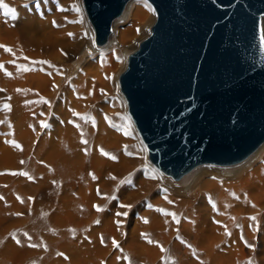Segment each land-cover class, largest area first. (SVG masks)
I'll list each match as a JSON object with an SVG mask.
<instances>
[{
  "label": "bare ground",
  "instance_id": "bare-ground-1",
  "mask_svg": "<svg viewBox=\"0 0 264 264\" xmlns=\"http://www.w3.org/2000/svg\"><path fill=\"white\" fill-rule=\"evenodd\" d=\"M80 2L3 0L15 9L16 19L0 9V45L12 50L0 48V109L11 108L0 110V194L7 191L1 184L9 173L20 169V158L26 160L24 170L41 175L38 186L45 197L53 191L52 182L59 183V204L73 224L77 261L264 264V141L236 164H201L176 181L157 170L123 96L115 93L117 77L153 23L154 11L129 0L111 21L105 43L96 45L81 11L71 10L72 5L81 9ZM116 53L122 61L113 57ZM51 222L63 227L62 218Z\"/></svg>",
  "mask_w": 264,
  "mask_h": 264
},
{
  "label": "water",
  "instance_id": "water-1",
  "mask_svg": "<svg viewBox=\"0 0 264 264\" xmlns=\"http://www.w3.org/2000/svg\"><path fill=\"white\" fill-rule=\"evenodd\" d=\"M129 0H81L94 43ZM148 34L118 75L149 162L172 180L227 166L264 141V0H144Z\"/></svg>",
  "mask_w": 264,
  "mask_h": 264
},
{
  "label": "rangeland",
  "instance_id": "rangeland-1",
  "mask_svg": "<svg viewBox=\"0 0 264 264\" xmlns=\"http://www.w3.org/2000/svg\"><path fill=\"white\" fill-rule=\"evenodd\" d=\"M140 2L143 3L150 11H152L151 6L146 1L140 0ZM81 17L83 18V21L85 20L84 22L89 28V34L93 35L92 29L85 17L82 7ZM261 31L262 25L260 33ZM148 32L149 29L146 31L145 36L148 34ZM145 36H143L141 40ZM262 37H264L263 31L261 38ZM138 43L136 44V47ZM113 57L121 61L123 59L122 54L120 53L114 54ZM115 93L117 97L121 96L118 89V83ZM143 148L145 150L144 146ZM24 159L25 158L19 159L20 169H17L13 172H25L28 175H11V177L15 179L10 177L7 179L8 181L5 180L1 184L3 190L7 191L0 194V197L3 198L0 199V202L2 204L0 206V219L2 220V222L4 221V224L1 223L0 225V260H2L0 264H216L215 261L212 262L209 259L199 261L197 260V262L195 260L188 263H180L175 260L162 258L158 259L157 261H133L127 259H117L114 262L110 263H108L107 260L104 259L97 262H82L79 260L77 261L73 252L75 250L73 224L70 219L66 220V217L62 215L61 206L59 204V198L61 196L60 184L54 180L52 182V193L46 197L42 195L40 190L42 188L38 186V181L41 178V175H38V177H36L35 175L24 170L26 164V162H24L26 160ZM21 161H23V163H21ZM146 165L152 168V165H150L148 160H146ZM29 177H31V179H29ZM161 177L168 183H172L171 181L165 179L163 176ZM36 187L38 190L36 189ZM9 192L10 195L7 198ZM12 203L14 204L13 207L11 206ZM7 209H9L10 212ZM5 215L6 217H8L6 218ZM54 218H62L63 227L59 226L58 224L52 223L51 221ZM2 226L7 227H5L4 229L2 228ZM3 229L6 232L3 231ZM13 237H15V239ZM17 241H19V243H17ZM32 245H35V247H33ZM3 257H8L9 259L7 258V260Z\"/></svg>",
  "mask_w": 264,
  "mask_h": 264
},
{
  "label": "snow or ice",
  "instance_id": "snow-or-ice-1",
  "mask_svg": "<svg viewBox=\"0 0 264 264\" xmlns=\"http://www.w3.org/2000/svg\"><path fill=\"white\" fill-rule=\"evenodd\" d=\"M70 7H71V10L73 12H75L76 14H80L81 9H80L79 5H72ZM0 9L3 10V14L5 16H10L12 19H16V11H15V9H13V8L9 7L7 4L3 3V0H0ZM60 10L61 11H65L67 9L61 8ZM69 23H82V20H80V21H69ZM53 24H54V26H58V25H55V22H53ZM72 35H73L72 33H69V36H72ZM262 40H264V37H262ZM0 48H4L6 52H11L12 51L11 48H9V47H7L5 45H0ZM25 59H27V58H25ZM13 63H14V61H13ZM39 63H47V62H39ZM0 69H3V65L2 64H0ZM17 70L20 71L21 70V67L20 66H17ZM22 70L23 71H29L30 69L23 68ZM5 74L8 75V76H11V73L5 72ZM0 91H4V90L3 89H0ZM18 91H20V90H18ZM101 91H103V90H101ZM44 102L47 103V101H44ZM0 110L10 111L11 108H10V105L5 104L3 106V109H0ZM77 115H79V114H77ZM125 119L127 120L128 118H125ZM0 123H2V122H0ZM41 126L42 127H47V125L44 124V123H42ZM128 127H130V123H129ZM124 134L125 135H128L129 134L127 128H125ZM82 142L85 143V144L87 143V141H82ZM6 143H10L12 147H14L16 149H19V150H22V146L20 144L16 143L15 141H11V142L6 141ZM100 151H101V154L102 155H104V156H106V157H108L110 159H113V160L116 159V157L111 156V154H109L107 152H104L103 149H101ZM126 154L127 155H132V153H129L127 151H126ZM21 163H23V161H21ZM2 174H4V173H0V175H2ZM9 174H12V175H24V176H27L28 175L25 172H21V173L12 172V173H9ZM93 178L95 179L94 176H93ZM111 178L112 179H116L115 177H111ZM150 178H155V177H150ZM29 179H31V177H29ZM125 182H128V181H121V183H125ZM98 194H99V191H98ZM112 198L114 199L115 197H112ZM0 199H3V198L0 197ZM18 199H19V197H18ZM213 206L215 207V205H213ZM120 207H128V208H130L131 206L130 205H123V204H121ZM97 211H101V209L98 206H97ZM163 214H165V215H173L174 216V214H170V213H163ZM116 215H118V216L119 215H126V213H124V214L117 213ZM250 219L255 220V217H250ZM145 222H147V221H145ZM226 234H229L230 235V233H227V232H226ZM13 238L15 239V237H13ZM103 242H104L103 241V238L101 237V243H103ZM17 243H19V241H17ZM149 243H152V241H149ZM32 246L35 247V245H32ZM113 246L114 247H119L118 243L114 239H113ZM161 251H164V249L161 248ZM249 264H250V262H249Z\"/></svg>",
  "mask_w": 264,
  "mask_h": 264
}]
</instances>
